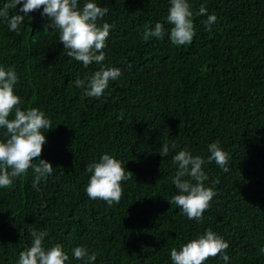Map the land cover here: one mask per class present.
<instances>
[{
  "label": "trees",
  "instance_id": "obj_1",
  "mask_svg": "<svg viewBox=\"0 0 264 264\" xmlns=\"http://www.w3.org/2000/svg\"><path fill=\"white\" fill-rule=\"evenodd\" d=\"M95 2L108 8L98 24L113 27L105 61L87 68L66 54L59 29L45 27L43 6L18 33L0 19V67L16 72L22 110L35 107L50 119L39 159L53 166L39 190L31 169L0 188V264H17L32 230L48 232L46 249L61 244L66 264H84L73 256L76 246L94 252V264H173L172 248L209 229L229 247L204 264H225L223 255L227 264H264V0H188L195 35L182 46L169 39L170 0ZM201 6L206 14L196 15ZM20 7L10 15H24ZM156 23L163 39L145 41ZM101 67H117L121 76L102 97H86L75 80ZM213 142L229 154L228 172L207 162ZM165 143L177 147L162 157ZM180 150L205 159V186L217 193L199 222L169 201L178 193L171 158ZM104 153L132 173L112 206L86 193V167Z\"/></svg>",
  "mask_w": 264,
  "mask_h": 264
},
{
  "label": "clouds",
  "instance_id": "obj_2",
  "mask_svg": "<svg viewBox=\"0 0 264 264\" xmlns=\"http://www.w3.org/2000/svg\"><path fill=\"white\" fill-rule=\"evenodd\" d=\"M17 5H21L19 12L24 15L17 12L10 15V10H16ZM42 6V15L49 18L45 27L59 29V40L69 57L81 62L85 68L93 63L103 64L106 59V41L113 26L107 22L99 25L98 21L107 14V7L99 6L95 0H87L82 8L78 6V0H7L0 7V19L7 23L10 31L18 33L25 16ZM206 11V8L201 6L196 15H204ZM192 16L188 0H170L166 19L172 25L169 39L173 45L192 43L195 35ZM215 21L214 14L207 16L206 23L209 26ZM164 35L163 25L156 23L154 28L143 33V39H163ZM120 76L121 70L117 67H101L87 81L78 77L75 85L85 89L86 97L100 98L109 88L110 82L118 80ZM17 83L18 76L14 70L6 71L0 67V128L6 129L7 137L5 141H0V188H10L16 178L31 169L34 173L33 187L39 190L37 186L40 181L53 172L50 162L39 159L42 146L46 143L43 133L51 129L52 125L50 119L38 108L22 110L20 106L23 101L14 92ZM10 115L14 118L9 119ZM176 147V143L171 146L165 143L159 153L166 157L170 150ZM208 152V163L214 161L224 172L229 171V154L218 142L210 143ZM171 159L177 166L172 183L178 193L169 201L189 220L202 221L203 213L210 207L213 197L217 194L212 187L205 186L208 176L203 170V165L206 161L201 156H193L188 150L176 152ZM34 160L39 162L34 164ZM86 171L91 173L86 187L88 197L103 200L109 206L120 202L123 194L121 182L132 178V173H126L121 162L108 153H104L99 162L87 165ZM31 236V246L19 253L17 264H66L69 261V256L61 244L45 248L47 231L32 230ZM228 247L227 241L209 229L198 238L183 244L179 250L172 248L170 256L173 264H204L208 258L221 255ZM72 252L74 258L84 264H94L97 259L94 252L89 254L86 246H76ZM222 258L227 264L228 256L223 255Z\"/></svg>",
  "mask_w": 264,
  "mask_h": 264
}]
</instances>
